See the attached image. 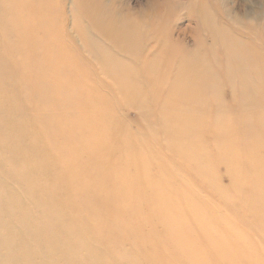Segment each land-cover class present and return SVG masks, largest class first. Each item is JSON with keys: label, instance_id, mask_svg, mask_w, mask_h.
I'll return each instance as SVG.
<instances>
[{"label": "bare ground", "instance_id": "bare-ground-1", "mask_svg": "<svg viewBox=\"0 0 264 264\" xmlns=\"http://www.w3.org/2000/svg\"><path fill=\"white\" fill-rule=\"evenodd\" d=\"M162 2L160 11L166 18L165 9H173L175 0ZM58 3L55 0H0L2 31L6 36L15 35L17 51L26 50L17 52L7 46L6 56L10 62L7 65L2 62L4 50L3 44L0 45V171L5 177L0 182V264H212L210 254H206L208 251L204 248L207 252L201 250V254L197 249L201 244L197 245L200 241L197 242L192 231L197 226L205 228L209 224L216 230L224 222L219 214L214 215V205L218 203L213 205L204 199L207 188L200 185L199 179L189 174L191 170L182 163L195 161L199 167L198 160L206 159L208 151H204V155L201 152L206 146H201L200 133L202 135L211 128L208 134L216 131L219 134L216 141H220L221 146L216 147L219 161L213 164L211 160L210 166L216 168L222 164L232 169L227 171L234 181L236 174L244 172L247 177L242 168L238 172L233 164L235 158L239 157L238 161L244 158L250 166L247 172L257 175V181L254 177L253 180L248 178V186L264 196V158L257 153L261 145L256 143L257 151L246 146L243 148V138H248L246 133L250 131L260 138L261 131L249 128L245 136H241L229 126L232 114L228 124L215 121L209 125L206 122L208 90L219 80H215L211 65L204 67L199 59L191 60L184 50L188 36L193 41L197 38L193 27L190 31L177 28L170 32L166 28L163 30V23L150 21V18L143 25L136 22L123 27L115 15L105 18L99 15L105 4L102 7L96 0H72L76 19L83 13L90 22V27L80 26L68 32L75 51L85 65L101 67L106 77L113 78L111 71L118 73L114 85L104 82V77L97 80H88L87 76L79 78L83 72L78 63L80 58L74 57L66 46L58 50L67 33L66 15L59 25L52 13L53 9L60 8ZM197 8L203 20L206 17L202 15L203 8ZM142 29L147 31L146 37L139 39ZM124 31L128 35L125 36ZM217 31L219 36L223 33L233 39L228 42V48L225 46V53L228 56L231 50L239 63L242 62L241 67L248 64L254 67L258 60L264 62V56L259 52H248V49L255 50L248 33H240L241 38L234 39L225 27ZM92 32H97L103 42L93 39ZM213 36L210 30L209 37ZM94 41L101 48H97L93 59L88 62L84 53L93 51L89 46L95 45ZM171 43H181V46L175 49ZM178 54L182 57L176 60L174 57ZM173 64H176V70L171 80ZM37 66L39 69L35 71ZM160 69L163 70L161 79L156 76ZM47 72L53 76L50 78ZM242 75L247 92L242 106H245L243 103L263 105V97L255 92L253 81L245 73ZM186 77L192 79L188 82ZM260 81L264 86L261 78ZM82 87L96 89L99 95L89 97L83 89L80 90ZM101 89L110 95H103ZM251 91L254 93L250 94ZM145 94L151 96V101ZM129 110H135L136 118L128 115ZM101 113L109 115L101 116ZM233 114L240 123H264L262 113L252 114L248 108ZM153 117L154 122L150 120ZM156 125H159L157 130ZM166 134L171 135L167 141ZM33 135L42 139L41 142L45 137L51 139L50 144L39 143L38 147L29 144L26 138ZM234 139L238 140L244 155L238 151ZM226 140H229L227 144ZM117 143L125 146L126 151H121V155L106 151ZM173 146L180 150L172 151ZM52 147L61 150L58 153H63V159L45 156L44 160H33L34 154L39 158L34 151L39 150L42 156L50 155L53 154L50 152ZM223 152L234 156L232 159L223 157ZM27 153L28 159H25ZM25 162L31 170L27 171L26 167L23 170ZM213 180L222 188L226 187L218 176ZM15 184L19 188H11ZM150 208L160 215L165 214L174 223L175 227L168 229V236H159V230L147 231L150 223L143 211ZM131 219L136 223L132 225ZM217 222L221 224L217 225ZM237 228L232 222L225 230L231 233ZM243 234L246 233L229 237L227 246L231 251H227V246L226 250H218L216 243L224 246L225 241H218L216 233L209 235L211 240L206 244H212L210 252L220 262L218 264H234L235 258L244 259L245 264H264V247L259 249L256 243L253 244L250 235V239L244 240ZM175 243L184 252L192 253L179 256L171 248ZM133 247L138 251L130 253ZM230 257L235 261L227 260Z\"/></svg>", "mask_w": 264, "mask_h": 264}, {"label": "rangeland", "instance_id": "rangeland-1", "mask_svg": "<svg viewBox=\"0 0 264 264\" xmlns=\"http://www.w3.org/2000/svg\"><path fill=\"white\" fill-rule=\"evenodd\" d=\"M55 1L57 3L59 1L58 5L60 6L59 9L56 8L55 10L53 9V11H52L54 16H56L55 20H56L57 24L60 23L62 17H64L63 16L64 14L66 15V20H67L66 21V28H65L67 30V33L63 36L62 46H60V48L58 50L62 49V47L65 48V46H66L70 50V52L72 53V55L74 57L80 58L81 61H79L78 63H79V66H81V68H83V72L81 75H79V78L82 79L83 76H87L88 80H97V79H101L104 77L103 78L104 82H108L111 85H114L115 84L114 81L116 82L118 80V73L112 72L110 70L112 75H113V78H108L102 73L101 67L98 68L97 66L93 67V66L85 65L82 57H80V55H78V53L75 51V45L69 41V38L67 35L68 32H71L76 27H80V26H89L90 27V25H89L90 22L85 18V16H83V13H81V16H80L81 19H80V17L78 19H76V17H75L76 11L74 8L75 6H73L72 0H55ZM96 1L101 2L102 7L105 4V8H107V9H105V8L102 9L99 15L103 16V18L108 17V15H115L117 17V21L122 23L123 27H125L127 25H131V23H136V22H140V25H143L144 22H146V23L149 22L148 18H150V21L153 19L154 21H156L158 23H163V26H162L163 30H164V28H166V31L169 30L170 32H172L173 29H177V28L178 29L179 28H187V30L190 31V28L193 27L192 29L194 30V33L196 32L195 35L197 38H195L194 39L195 41H193V38H190V36H188L187 44H186L188 46L185 45L184 50H186V53L190 56L191 60L196 61L197 59H199V62L204 67L211 65L212 70L214 71V73L216 75L215 80L216 81L219 80L218 83L216 82L215 87L208 90L209 91V93H208L209 103H208L207 110L205 111L206 113H208L207 114L208 117L205 118L206 122H208L209 125H211L215 121L216 122H225L228 124V121H229L228 119L230 117V114H232L230 117L229 126H231V128H233V130L236 131V133L242 134L241 136H245L244 133L246 132V130L248 131L249 128H253V129L258 128L262 133L261 135H259L260 138H256L255 135L252 134L250 131L248 133H246V136H248V138H246V137L245 138L238 137V138H243V148L245 146L250 147V148H255L257 146L256 143L261 145L258 148V150L260 149V151H258L257 153L261 156L263 155V158H264V134H263L264 123L261 122V123L256 124V123H253L252 121L251 122L248 121L247 123H244V122L240 123L239 118H237V115L233 114V113H236V111H243L244 109L248 108L250 110V113H252V114H258V113L261 114L262 113L264 115V86L262 85V83L260 81V78L264 81V64H263L264 62H260V60H258V64L255 65L254 67L251 64L244 65L241 67L242 62L239 63L240 60L237 59V57H235L234 54H232L231 50H229L230 51V53L228 55L229 57L225 53L226 52L225 46L228 48V42L229 41L232 42L233 39H231L228 35L223 34V33L221 36L217 35V32H218L217 30H219L220 27H225L227 29V32L231 33L234 36V39H236L238 37L241 38V36L239 35L240 33H248V36L249 35L251 36L250 39H253L252 41L254 42V44H252V43L251 44L255 48V50H253V51H250L248 49V52L250 54H253L255 51H257L260 54H262V56H264V0H193L192 2L190 0H175V5L172 6L173 9L172 8H170V9L166 8L165 9V14L167 16L166 18L162 17V13L160 11V9L162 8L161 5L163 3L162 2L163 0H99V1L96 0ZM81 4L82 3H80V5ZM199 6L203 8L202 15L204 14L206 17L205 18L202 17V18L207 24L205 22H203V20H201L200 12H199V9L197 8ZM73 10L75 12H73ZM75 19H76V21H75ZM0 23H1V21H0ZM79 24H82V25H79ZM145 26H147V24ZM188 27H189V29H188ZM2 30H4V29L1 28V25H0V45L2 46V44H3V50H4V57L2 59L3 60L2 62H4V64L8 65V63H10V62L7 60V58H9V57L6 56V54H7L6 48H7V46H9V48H11L12 50H16V39H15V35L10 36V34H9L6 36ZM161 30H162V28H161ZM210 30H211V32L213 31V35H214L211 38L209 37L210 36ZM146 33H147V31L142 29L138 34V38L139 39L145 38ZM95 34H94V32H92L93 39H96V40L98 39L97 40L98 42L100 40H102V41H100L102 43L103 39L101 38V36L98 35L97 32H95ZM123 34H125V36L128 35L127 31H124ZM208 38H209V41H207ZM76 39H78V38H76ZM122 39H125V38H122ZM191 39H192V43L190 42ZM171 46L175 49H178L181 46V43H171ZM90 47L93 49H91ZM97 48H101L97 42H95V45L89 46V49H91L93 51H86L84 53V56L87 59L86 61L89 62V61H91V59H93L95 52H97V50H98ZM95 49H96V51H95ZM21 50L23 52L26 51L22 48H21ZM21 50H19V51H21ZM19 51H17V52H19ZM57 51H56V53H57ZM17 52H14V53H17ZM36 55H37V53L35 51V56ZM181 57H182V55L178 54L174 58L176 60H179ZM230 57L233 60L228 59ZM257 58H259V57H257ZM176 60H173V61L176 62ZM234 60H236V61H234ZM228 61L230 62V65H228V63H229ZM233 61H234V64H233ZM237 61L240 64L239 65L237 63V66L240 68H238L236 66ZM16 62L18 63L21 61L16 60ZM161 62H162V59H161ZM162 64L164 65L163 62H162ZM13 66L17 67L14 64H13ZM232 66H233V68H232ZM38 69H39V67L37 66L35 71H37ZM175 70H176V64H173V66H171V70H170L171 71V78H170L171 80L174 79V76H172V74L175 72ZM156 73H157L156 74L157 78L161 79L162 78L161 75L163 74V70H161V69L157 70ZM199 73H201V71ZM242 73H245L247 75V77H249L253 81V83L255 84V87H256L255 92L263 97V105H255V104L249 105L247 103V105H248L247 106L246 103H243V104H245V106L244 105H243L244 107L242 106L241 103L243 102V100L245 98L244 96L247 93L245 91ZM48 74H49L50 78L53 76L52 73H48ZM188 78H189V80H188ZM109 79H111V80H109ZM191 79H192L191 77H186V81H188V82ZM7 82L10 83V81H7ZM83 87L80 90L82 91V89H83L84 93H87L86 95H89V97H91L90 95H95V96L99 95V92L96 89L90 90V89H84ZM167 89H168V87H167ZM100 91L102 92L103 95H104V93L105 94L108 93L110 95V93L106 90L102 91V89H101ZM176 93H180V92H176ZM253 93H254L253 91L250 92V94H253ZM145 95L148 98V101H151V96H148L147 94H145ZM50 97H52V96H50ZM220 97L223 99V102H222V99ZM29 103H31V102L29 101ZM250 103H252V101ZM83 104H84V102H83ZM218 105H220L219 108H218ZM221 106H223V109L221 108ZM217 108H218V110H217ZM155 109L158 110L157 107ZM132 111L133 110L127 111V112H129L128 115L131 118H136L135 113H134L135 110L133 112ZM117 112H119V111H117ZM247 114H249V112ZM100 115L106 116L109 114L101 113ZM150 120L152 122L156 121L155 117H153ZM151 121H149L150 124H151ZM111 124H114V123H111ZM158 128H159V125H156L155 129L157 130ZM41 130L43 133H46L45 128H42ZM210 130H211V128H208L207 131H204V134L202 133V135H201V133H200V138H202V140H203V143L201 146H204V147L206 146L205 149L201 152L203 153L204 151H208L206 159L204 161L198 160L199 167H197L195 161L190 162L189 160L188 161L186 160V161H183L184 163H182V164L187 169L191 170L189 174H191L193 177L195 176L199 179L198 183H200V185L207 188L208 191L205 192V194H204L205 198L204 199L210 200L211 202H213V205L215 203L216 204L218 203L217 205H214V206H216V209H213L215 212L214 215L217 216L219 214V216L222 217V221L224 222V224L220 225L221 223L217 222V225H220V226L216 230L212 226H210V224H209V226L205 227V228L201 227V226H197L192 231L194 236H195V239L198 240L197 242L200 241V243L197 244L198 246L201 244L200 247L197 248L200 250L199 252L202 254L203 252L208 251L206 254H208V256L210 254L211 257L209 258V260L212 262V264H218L220 262H218V260L215 259L210 252V249L213 247L212 244H209L208 246L206 244V241L211 240L209 235H212L213 233L214 234L216 233L218 241H221V242L225 241V242H223L224 246H222V244L220 242H219L220 244L216 243L217 244L216 246H218V250H220V251L226 250L225 248L228 245L227 241L230 239L229 237H232V235H233V237L236 238V236H235L236 233H238V234L246 233V234H243L244 236L242 235L245 238L244 240H246V239L248 240V239L252 238L253 242L252 241L251 242L253 244L256 243L255 245L256 246L258 245L257 247L259 249H263V247H264V234H263L264 228H262V227H264V223H263L264 214L262 215L261 213L264 212V207H263L264 206L263 205L264 204V201H263L264 196L262 195V193H260V191H256L255 188L253 189L252 187L250 188V186H248L249 179L253 180V177H254V180L257 181L256 180L257 175L248 173L249 172L248 169L250 168V166L244 158H243L244 161L243 160L238 161L239 157L235 158L234 161H236V162L233 161V164H234V167L237 168L238 172L242 168L241 171H245L247 173V177L244 176V172L242 174H236V180H234V181L232 180L231 175L228 173V171L232 170V169H228V168H226L227 166H225V165L223 166L222 164H220L219 166L216 165V168L215 167L213 168V166L212 167L210 166L211 160H212L213 164L215 161H219L218 160L219 153H218V150L216 147L221 146L220 141H216L219 137V134L216 131L215 132L211 131V133L208 134L210 132ZM214 135H215V138H213ZM170 136L171 135H169V134L164 135L165 140L167 141V138ZM30 137L28 136L26 138L27 140H29L28 143L32 144L33 146H37V147H38L39 143L50 144V141H51V139L46 138V137L43 139L42 142H41L42 139L41 140L38 139L35 135L30 136ZM189 137L192 138V135H189ZM147 139H148V137H147ZM195 140H197V139H195ZM222 140L224 141V139H222ZM214 141H215V143H214ZM226 141H225V143L227 144L229 142V140L227 142ZM233 141H234L235 146H237L238 151L242 152V154L244 155L243 150L238 146V140L234 139ZM115 145L116 146L110 145L106 151H109V152L116 154L118 156L122 154L121 151H126L125 146H122L119 143H117ZM224 148H226V147H224ZM52 150L50 152H52L53 154L50 153V155H48V154L44 155L42 153L43 156L41 155V153L38 152L39 150L34 151V152L38 153L39 158L35 157V154L32 152L31 154H34L33 160H35L34 158H36V160H42V159L44 160L45 156L49 159H53V158L54 159H63V156H64L63 153L62 152L58 153V151H61V150H58V149L55 150L53 147H52ZM171 150L175 152V151H179L180 148L178 146H173V148ZM251 151H257V148L252 149ZM55 153H56V155H55ZM200 153L198 155H200ZM204 154L205 153H203V155ZM222 154H223V157L230 158V159H232V156H234V155H229L227 152H223ZM27 156H28V153L26 154V156H24L25 159H28ZM36 160H35V162H36ZM180 160H181V158H180ZM38 164L40 165L39 167H41V162H39ZM33 166H34V164H33ZM23 167H24L23 170H25V167L28 168V169H26L27 171L31 170V168L28 167V164L26 162L24 163ZM251 167H252V165H251ZM42 168H44V167L42 166ZM226 171H227V173H226ZM0 172H2V171H0ZM215 176H218L220 181L222 180V182L224 183V186L226 185L225 188H222L221 186H219L215 183V181L213 180ZM239 176H242V177H239ZM0 178H1L0 182H2L5 179L3 172L0 173ZM239 180H241V181H239ZM251 180H250V183L253 182ZM40 181L43 182L42 179ZM209 184H210V187H209ZM262 185L264 187V182L262 183ZM1 186L3 188L2 184H1ZM15 186H16V184L14 186H11V188H14ZM238 187H239V189H238ZM15 188H19V186L18 187L16 186ZM208 188L210 189V191ZM241 188H243V190ZM212 191L215 193H213ZM246 191H249L248 194ZM243 192H244V194H243ZM242 195H243V197H242ZM259 195L262 198H260ZM238 196H239V198H238ZM252 197H253V199H252ZM181 199H183V198H181ZM213 199H214V201H213ZM183 200L186 201V199H183ZM247 201L249 204L247 203ZM257 202L259 204L258 206H257ZM227 204H229V206ZM261 204H262L263 208L261 207ZM249 205L250 206L252 205V208ZM227 207H229V208H227ZM230 207L232 208L231 210H230ZM140 208H142V207H140ZM154 208H157V206L155 205ZM235 208L237 209L236 211H235ZM151 209H153V208H150L149 210L144 209V211H143L145 215L147 214V217L149 219L148 224L150 223L149 224L150 228H147V231L151 232V231H158L159 230L158 231L159 236L163 235V234L168 236V229L171 226L175 227V225H173L174 223L170 221V218H166L165 214L160 215L158 212L151 210ZM254 210H255V212H254ZM234 212H235V214H234ZM247 213H248V215H247ZM255 215H257V216H255ZM260 215H261V218L258 217ZM238 218H240V220L242 219L241 220L242 222H238L239 221ZM115 222H118V221H115ZM130 222L132 225L136 223L133 221V219H131ZM230 222L231 223L233 222L234 224L237 225V227H238L237 231L230 233L229 230H228L229 232L227 230H225V228L228 226V224H231ZM244 222H245V224H244ZM118 223H120V222H118ZM239 223L241 224V226H239L240 225ZM205 224H206V222H205ZM120 225H121V223H120ZM220 227L222 230L220 229ZM189 229H191V228H189ZM113 230H112V232H113ZM223 230H225L227 235H228L227 239L225 238V234H224ZM243 231H246V232H243ZM254 232L256 233V235ZM249 235L251 236L250 238H249ZM108 236L111 239V237H110L111 235L108 234L107 237ZM196 236L197 237L199 236L200 238L197 239ZM220 237H221V240H220ZM255 237H256V239H255ZM224 238H225V240H224ZM175 244H173V246L171 248H172V251H174L176 254H179V256H183L184 254L188 255V254L192 253V252H190V253L184 252L185 251L184 249L177 246L178 243H175ZM260 245L262 248L260 247ZM175 248H177V249H175ZM186 250H188V249H186ZM196 250H195V252H196ZM201 250L202 251L204 250V251L202 252ZM137 251L138 250L136 247H133L131 252L129 250L130 253H135ZM227 251H231V247L227 246ZM211 258H212V260H211ZM233 259H234L233 257H230L227 260H230L231 262H234L236 260L235 261L236 264H237V262H238V264H245L244 259L238 260L237 258H235L234 261H233ZM213 260H214V262H213Z\"/></svg>", "mask_w": 264, "mask_h": 264}]
</instances>
